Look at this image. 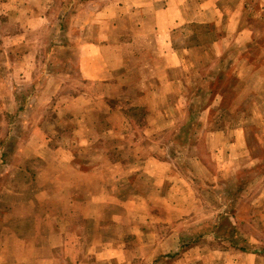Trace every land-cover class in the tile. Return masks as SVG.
Masks as SVG:
<instances>
[{
	"label": "crops",
	"instance_id": "1",
	"mask_svg": "<svg viewBox=\"0 0 264 264\" xmlns=\"http://www.w3.org/2000/svg\"><path fill=\"white\" fill-rule=\"evenodd\" d=\"M12 1L0 0V6L16 5ZM49 1L53 0L44 4ZM165 1L162 10L141 19L152 22L154 49L159 53L161 38L167 39L169 49L161 52L166 53L165 67L179 69L181 77L165 82L164 77L155 79L158 71L153 61H158L152 57L153 76L139 79L136 86L129 78L134 69L132 55L121 56L123 50L114 49L121 36L134 33L137 24L129 21L136 22L142 15L139 9L155 0L105 3L95 13L93 19L103 20L107 28L97 31V41L86 43L77 67L79 79L83 74L82 82L89 90L73 93L66 104L60 103L66 96L57 73L48 62L25 60L30 50L20 62L0 63V264H176L174 257L163 256L175 254L184 243L179 233L186 234L175 227L184 223L186 228V222L187 253L179 255V264H264L263 250L242 252L240 240L223 230L224 220L230 224L228 215L234 204L216 212L214 221H202L204 226L202 222L196 225L191 217L203 209L198 198H219L223 187L236 183L239 195L251 183L241 185L238 173L229 176L223 169L230 165L233 169L256 148L257 137L246 127L249 122H233L235 112L259 110L264 125V44L257 40L264 36L248 27L250 17L245 13L252 2L263 9L264 0H187V9L193 8L188 15L181 8L183 0ZM7 11L0 16L9 22L16 20L20 10ZM182 27H187L190 44L178 52L175 37ZM239 39L243 41L233 49L234 40ZM19 69L23 71L17 73ZM128 89L134 90L132 98ZM168 89L177 92V98L183 97V110H171L156 100ZM46 101L51 102L43 106ZM52 102L60 107L56 103L51 107ZM62 112L69 113L68 121L73 124L67 142L64 133L69 122L60 124ZM164 116L167 122L180 116L184 121L174 120L160 128ZM225 117L231 121L228 126ZM177 123L182 124L176 128ZM161 131L170 133L163 143ZM200 132L207 139L202 146L195 136ZM176 134L187 143L177 145L173 141ZM178 147L186 150L187 161L176 156L161 161V149L164 153V149ZM200 147L216 149L209 160L212 168L198 152ZM147 149L152 151L144 157ZM82 150L88 157L81 156ZM253 158L259 160L255 152ZM189 160L202 173L201 180H207V190L194 186L200 178H194L195 172L180 173ZM36 162L41 164L37 172ZM257 164H264V156ZM208 231L214 240L229 242L233 251L205 249ZM251 238L243 242L251 244Z\"/></svg>",
	"mask_w": 264,
	"mask_h": 264
},
{
	"label": "rangeland",
	"instance_id": "2",
	"mask_svg": "<svg viewBox=\"0 0 264 264\" xmlns=\"http://www.w3.org/2000/svg\"><path fill=\"white\" fill-rule=\"evenodd\" d=\"M5 3L7 0H3ZM30 1L31 4H23L22 2ZM48 0H39V3L36 4L34 0H13L12 2H15L16 5H9V7H4L5 9L0 6V14L1 12H8L7 10H11L15 13L17 18L16 20L9 21L6 17L3 15L0 16V63H4L7 60H16L18 62L23 60V55L27 53V50H30L32 52L31 56L28 57L27 61H38L41 60L42 62H48L49 66L51 67L50 70H53L57 73V77L59 78V82L63 83V85L60 87V90H62V95L66 96V99L60 101L64 102L66 104L67 102H70L67 100V97H70L74 94H76L78 91L84 92L89 90L88 86L86 84H83V74L80 73V79L78 75V69L79 63L81 64L83 61L82 56V49L86 45L87 42L91 41H97V31H104L107 28V25L103 22V20H95L93 19L95 16V13L97 11H100L105 6V3L115 4L116 2H120L119 0H53L49 1V4H44ZM183 5L181 8H183V12H188L191 14L192 6L190 10L187 9V0H183ZM232 3L233 0H230ZM165 0H155V2L151 5L149 3L145 8L142 10L139 9L140 13L142 15H139V18L135 21H129V23H135L137 25L136 28L134 27V33H131L130 35L121 36L118 40V42L115 45L114 49L123 50L121 52V56L128 54H131L132 57L130 59V64H133L132 67H134L133 71L129 74V78L132 79V82L136 85L139 79H143L146 81V79L153 76L151 69L153 66L151 65L150 59L154 57L153 59L158 62H154V69L158 71L157 77L155 79L164 77L162 82H165L167 79H174L182 76V72L179 69H166V56L161 53L166 50V48L169 49L168 43L166 42L167 39L164 37L160 40V53L156 49V44H153L154 35L151 31V21H144L141 19L148 17L150 14L156 11V9H163V6L165 5ZM257 4V5H256ZM252 5V6H251ZM115 6V5H114ZM227 6V5H226ZM195 7V6H194ZM253 7V8H252ZM15 8V9H14ZM127 8V7H125ZM249 11H245L250 17L249 19V25L248 27L257 32L256 34H260L264 36V7L261 8V5H258V2H252L248 7ZM131 9L130 6L128 8ZM188 10V11H187ZM196 10V8H195ZM226 12H229V10H225ZM196 12V11H195ZM185 13V14H186ZM41 14L42 18H39V15ZM12 18L14 14L11 15ZM195 16V15H194ZM183 21H181V24ZM179 28V31L177 32V36L175 37V46L176 49L178 48L180 51L183 52L182 49L185 46H189L190 42L187 38V27ZM221 32V31H220ZM18 34L22 35L19 38H10L8 37L9 34ZM223 34V32H221ZM185 35V36H184ZM209 39L212 37L207 36ZM196 39V38H195ZM261 44H264V38L257 39ZM194 41V40H193ZM209 42V40H206ZM235 41V47L233 49H237V46H240L241 39H239L240 42ZM189 42V43H188ZM198 40L196 39V44L194 45V48L199 45L197 44ZM186 43V44H184ZM15 45V46H14ZM192 45V47H193ZM171 46V45H170ZM10 47L11 51L10 53L7 52L8 48ZM113 47V46H112ZM117 47V48H116ZM122 47V48H119ZM235 51V50H234ZM80 52V53H79ZM231 55V52H230ZM194 56L199 57V55L196 53ZM187 56L185 57V59ZM193 60L195 59L192 56ZM190 59V58H189ZM113 60V59H112ZM196 61V60H195ZM138 64V67H137ZM131 67V68H132ZM49 69V68H48ZM194 69V67H192ZM23 69L17 70V73L22 72ZM187 67L186 72L184 74H187ZM45 78V77H44ZM78 83V84H77ZM137 86V85H136ZM141 88H145V85H140ZM187 86V84H186ZM171 87V86H170ZM169 87V89H170ZM19 88H22V86H18ZM165 90L161 92L160 96H156V100L160 101L162 104H168L171 106V110L175 111H181L183 110V102L181 101L182 98H177V92L172 93L171 91ZM130 91L131 95L129 94V98H132L133 96V89H128ZM187 91V90H186ZM242 91V90H241ZM70 93V94H69ZM121 94V91H120ZM187 94V93H186ZM63 96V97H64ZM192 100L194 101V98L192 97ZM51 101L42 102L43 106L46 104H49ZM22 103V101H21ZM55 103L60 107V104L57 102H52L51 107H55ZM118 104V103H116ZM165 110V109H163ZM261 110V109H260ZM51 112V111H48ZM129 112H139L137 109H131ZM68 113V112H67ZM66 112H62V120H60V124L66 125V121L69 122L68 125H66L65 129V135L64 140L67 142V138L70 137L71 131L73 130V124L68 121L69 116H67ZM233 113V112H231ZM237 115L234 114L233 122L236 124L242 123L244 120L248 121L249 124H246V127L248 126L249 132L253 134L255 137H257L255 142V149L250 150L247 154L249 156L245 160H240L238 164H235L234 168L232 169L231 165L228 169H223L226 171L229 176L232 175V173H238L240 175V182L241 185L245 183L247 185V181L251 180V183L249 184L248 188L243 190V195L239 194L237 195V183L236 185H227L223 187L221 196L219 198L215 197L213 199H210L207 197V195H204L203 197H200V194L197 192L196 189V197L198 198L201 203L203 204V209L200 211L193 212L191 214L192 218H195L196 225L201 224V222H206V219L210 221H214L216 217V212L225 211L227 207L234 204V209L228 215L229 222L232 226L236 224L234 227H232L227 220H224L225 225L224 231L227 230L228 232H231L234 235V239L240 240V246L245 251H258L263 250L264 251V164L259 165L257 162H262V157L264 156V149H262V146H264V125L262 121V115L259 110L257 112H235ZM136 117L139 118V115ZM165 117V120L161 117L160 119V128H167L169 125L172 124L174 120L178 122L179 120L184 121V119L180 117H172L174 120H170V122H167V117ZM171 117V116H170ZM135 119V118H134ZM197 119V118H196ZM218 119H222V116H220V113L218 114ZM137 121V120H136ZM180 124V125H179ZM182 123H177V127L181 126ZM224 124L230 125L231 121L230 119L224 118ZM72 125V126H71ZM175 135L173 138V141L177 142V145H185L187 142L185 139L181 136ZM198 135L197 139L200 143V146L206 142V134L205 132L195 133V136ZM160 143L166 142V139L168 140L170 138V133H166L164 131H161L160 134ZM174 141V142H175ZM176 149V150H175ZM171 151H166L167 149H164V153L162 152L163 149L160 150L159 158L161 161L164 160V158L176 156L182 159H186L187 161V153L186 150L178 147ZM81 156L88 157L86 151L82 150ZM151 149L144 150L145 153L144 157L151 153ZM156 151V149L154 150ZM215 150L209 149H203V147H200L198 152L202 153V157L206 159L208 162V166L212 168V165L209 163L212 158L211 154L215 153ZM220 153L223 152V150H219ZM126 152V150H125ZM254 152L258 159H254ZM220 156L219 152H217ZM195 154H197V151H195ZM251 154V157H250ZM130 156V152L128 153ZM263 155V156H262ZM125 156H127V152L125 153ZM91 157V155L89 156ZM102 156H99L101 158ZM117 156H114L116 158ZM128 157V156H127ZM215 158V156H213ZM221 157V156H220ZM95 158H98L97 156ZM113 158V159H114ZM216 159V158H215ZM193 160H189V164L186 166H183L184 169H180V173H185L186 171L195 172L194 178L196 180L194 181L195 187H206L205 182L207 180H201L200 171L196 169L195 165L192 164ZM192 164V166H191ZM259 165V166H257ZM251 166V167H250ZM35 172H37L38 169H41V164L39 162H36L33 166ZM250 168V169H249ZM246 171V172H245ZM244 172V173H243ZM212 173H214V170H212ZM193 174V173H192ZM210 183V182H209ZM211 184V183H210ZM222 183L218 184H211L212 186H216ZM241 189V186H239ZM206 189V188H205ZM207 190V189H206ZM217 191H220L219 188H216ZM209 191V190H208ZM213 191V190H212ZM246 195V196H245ZM218 206L217 209H212L214 206ZM202 222V223H203ZM205 224L203 223L202 226ZM184 223L182 225H177L175 229H178L179 231L185 233L186 235L183 237L180 235L179 231L177 232V236L179 233V236H181V240H185L184 243H181L178 245V250L175 254H169L165 255L174 257L176 259V264H179V255L181 253H187V222H186V228L183 227ZM210 229V228H209ZM234 229V230H233ZM224 232L221 234V236H224ZM209 231L205 233V236L208 238L207 242L205 243L204 248L209 249L212 251V248L217 247L218 251L221 252H232L233 248L229 245V242H226L224 240L223 243L221 240H214L212 237H209ZM253 236L254 238H251L253 243L248 244L243 242L245 238H250ZM175 247V246H174ZM173 253V252H171ZM164 259V258H163ZM160 262L162 263L163 260L161 259Z\"/></svg>",
	"mask_w": 264,
	"mask_h": 264
}]
</instances>
